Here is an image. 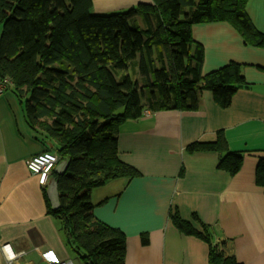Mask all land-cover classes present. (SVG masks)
Segmentation results:
<instances>
[{
  "label": "trees",
  "instance_id": "1",
  "mask_svg": "<svg viewBox=\"0 0 264 264\" xmlns=\"http://www.w3.org/2000/svg\"><path fill=\"white\" fill-rule=\"evenodd\" d=\"M248 0H152L110 14H96L92 0H0V82L14 93L28 132L69 162L65 174L55 168L60 206L48 212L58 221L69 250L81 264H125L126 235L98 220L94 188L140 171L119 157L118 134L146 109L193 111L200 94L210 91L223 108L247 82L242 64L202 74L204 49L192 37L198 23L228 22L248 45L264 47V33L253 24ZM189 151L214 150L219 168L237 174L242 152L231 151L223 131ZM264 188V156L255 172ZM170 217L184 234L209 245V264H243L225 255L223 240ZM194 219L198 217L194 215ZM143 242L148 237L143 235Z\"/></svg>",
  "mask_w": 264,
  "mask_h": 264
},
{
  "label": "crops",
  "instance_id": "2",
  "mask_svg": "<svg viewBox=\"0 0 264 264\" xmlns=\"http://www.w3.org/2000/svg\"><path fill=\"white\" fill-rule=\"evenodd\" d=\"M151 2L92 0L96 14ZM246 11L264 33V0H248ZM192 37L204 49L202 74L234 61L242 64L247 86L226 108L204 90L196 110L146 109L126 121L118 134L119 157L141 175L94 188L93 214L125 233V264H209L208 243L182 233L170 217L175 211L199 231L208 225L213 242H225V255L243 264H264V188L255 179L264 156V47L248 45L228 22L195 24ZM20 107L12 91L0 94V243L25 251L37 264L44 258L68 259L60 225L48 212L47 185L26 166L46 147L28 132ZM219 131L231 151L243 154L235 175L219 168L220 152L188 150L193 143L215 141ZM28 222L38 231L33 239L23 232ZM0 264H7L2 253Z\"/></svg>",
  "mask_w": 264,
  "mask_h": 264
},
{
  "label": "built area",
  "instance_id": "3",
  "mask_svg": "<svg viewBox=\"0 0 264 264\" xmlns=\"http://www.w3.org/2000/svg\"><path fill=\"white\" fill-rule=\"evenodd\" d=\"M11 84V81L6 79L3 83L0 82V94L6 91V88ZM59 156L53 151H43L26 160V166L30 172L37 176L39 184L46 186L50 181V174L57 166ZM23 232L30 238H35L38 235L36 227L28 222L23 226ZM0 253L6 258L7 264H37L28 258V253L25 251L16 252L9 243H0ZM39 264H77L73 259L54 260L44 258Z\"/></svg>",
  "mask_w": 264,
  "mask_h": 264
},
{
  "label": "water",
  "instance_id": "4",
  "mask_svg": "<svg viewBox=\"0 0 264 264\" xmlns=\"http://www.w3.org/2000/svg\"><path fill=\"white\" fill-rule=\"evenodd\" d=\"M69 162L63 161L55 167L56 172L59 174H65L68 168ZM47 196L53 210L60 206L58 183L55 179H51L47 184Z\"/></svg>",
  "mask_w": 264,
  "mask_h": 264
},
{
  "label": "rangeland",
  "instance_id": "5",
  "mask_svg": "<svg viewBox=\"0 0 264 264\" xmlns=\"http://www.w3.org/2000/svg\"><path fill=\"white\" fill-rule=\"evenodd\" d=\"M67 252H68V256L73 259L77 264H81L79 258L74 255L68 248H66Z\"/></svg>",
  "mask_w": 264,
  "mask_h": 264
},
{
  "label": "snow or ice",
  "instance_id": "6",
  "mask_svg": "<svg viewBox=\"0 0 264 264\" xmlns=\"http://www.w3.org/2000/svg\"><path fill=\"white\" fill-rule=\"evenodd\" d=\"M53 259H54V257H53Z\"/></svg>",
  "mask_w": 264,
  "mask_h": 264
}]
</instances>
